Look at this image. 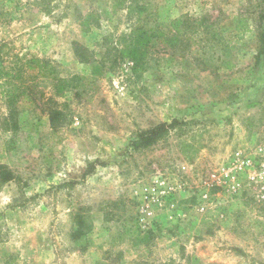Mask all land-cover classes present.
Listing matches in <instances>:
<instances>
[{"label": "rangeland", "instance_id": "obj_1", "mask_svg": "<svg viewBox=\"0 0 264 264\" xmlns=\"http://www.w3.org/2000/svg\"><path fill=\"white\" fill-rule=\"evenodd\" d=\"M186 16L224 40L138 69L115 54L136 26ZM263 17L264 0H0V264H264ZM14 91L37 106L5 131Z\"/></svg>", "mask_w": 264, "mask_h": 264}, {"label": "trees", "instance_id": "obj_2", "mask_svg": "<svg viewBox=\"0 0 264 264\" xmlns=\"http://www.w3.org/2000/svg\"><path fill=\"white\" fill-rule=\"evenodd\" d=\"M149 4H142L134 2L129 11H136L138 16V21H143L145 18H148L146 15L147 8ZM264 18V17H263ZM152 23V21L150 20ZM84 26H87V22L82 23ZM214 23H208L206 18H192L190 16L180 17L170 22L169 31L158 30L150 27L149 25L145 28H139L136 26L129 35L120 36L117 41V47L115 48V54L119 55L121 59H129L134 62L136 69L139 67L142 68L146 64V60L149 55L157 50L158 48H167L168 46L173 47L177 44L183 42H192L193 37L208 34L211 36L212 40L223 41V36L219 31L215 30ZM262 48L260 55L264 54V33L261 35ZM78 44H76V51L78 52ZM223 57L225 59H231L232 52L231 47L228 44L223 46ZM226 67L231 69L233 64L226 63ZM56 87L59 89L58 93L61 92L68 83L66 80L57 79ZM6 97L8 99V106L10 108L9 116L4 119L3 127L5 131H16L18 129V114L22 109L33 108L37 106L36 99L33 97L32 93L26 92H7ZM31 102L30 106L24 107L22 103ZM50 120L52 127L57 129V126L62 118V112L57 109L49 111ZM11 127H8V126ZM170 126L167 124H162L155 129L143 133L140 136V141L135 143L136 148L140 147H149L160 140L168 131ZM91 167L94 168V165ZM10 172L6 167H0V180L3 183L8 182V176ZM87 175V174H86ZM83 224V223H81Z\"/></svg>", "mask_w": 264, "mask_h": 264}]
</instances>
